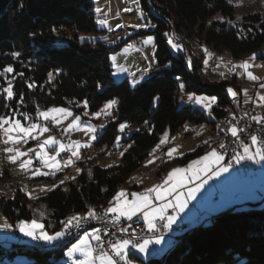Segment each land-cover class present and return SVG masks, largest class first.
<instances>
[{"label": "trees", "instance_id": "16d2710c", "mask_svg": "<svg viewBox=\"0 0 264 264\" xmlns=\"http://www.w3.org/2000/svg\"><path fill=\"white\" fill-rule=\"evenodd\" d=\"M234 3L235 0L231 4L228 0H140L142 9L155 24L151 34L156 69L148 80L132 88L127 79L113 80L110 46L100 40L80 39L82 35L103 33L96 24L93 0H0V70L9 64L13 66L14 72L7 79H12L17 96L23 94L24 97L22 105L0 97V115H12L14 108L17 113L34 117L37 106L40 109L59 106L80 113L84 108L79 104L85 100L88 110L95 112L107 101L116 99L118 104L112 117L93 144L96 151L111 146L121 124L136 126L121 141L127 151L120 163L100 166L83 150L77 163L82 172L75 181L65 184L67 190L59 185L33 203V206L43 204L46 208L42 222L47 232L60 230L62 222L70 215H84L89 208L106 209L129 177L141 170L166 131L173 135L185 125H214L224 117L230 108L224 89L235 83L206 82L200 75L203 57L190 51L189 56L183 41L195 40L206 49L227 52L235 59L257 52L264 46V17L257 12L246 15L240 23H233ZM217 15L223 17V21L216 18ZM165 33L175 37L183 50L173 53ZM124 42L127 41H121L116 48ZM14 52H19L20 56L13 57ZM50 72L54 74L51 82L48 80ZM180 82L185 84L188 93L218 98L212 108V120L198 108L181 103ZM29 83H34L35 87L30 89ZM98 84L101 87L98 88ZM6 86V78L0 77V89ZM6 103L9 107H5ZM206 151V145L199 146L191 153L164 163L161 168L166 171L170 165H184ZM7 169H3L6 175ZM12 190L10 198L0 195V215L15 227L20 220H31L33 213L21 188ZM258 205L259 202L231 206L184 228L178 231L163 254L141 262L264 264V207ZM243 206L245 208H238ZM75 240L47 251L20 243L0 244V264H20L14 261L18 256L27 257L29 264H57L64 249ZM129 255L136 257L133 253Z\"/></svg>", "mask_w": 264, "mask_h": 264}, {"label": "snow or ice", "instance_id": "6c2138e0", "mask_svg": "<svg viewBox=\"0 0 264 264\" xmlns=\"http://www.w3.org/2000/svg\"><path fill=\"white\" fill-rule=\"evenodd\" d=\"M140 11V16L143 17V11L139 9L140 0H133ZM231 4L233 0H228ZM97 12L100 9L96 10ZM124 11H131L129 8H125ZM223 21V17L219 18ZM240 17H237L239 20ZM102 27H108V21L106 19H99L97 21ZM232 23V21H228ZM152 25L148 23H138L131 24L129 27L140 30L147 29ZM117 27H124L123 25H117ZM111 30V29H110ZM264 30V29H262ZM55 31V29H53ZM251 31V29H249ZM34 35V34H33ZM168 37V44L172 49L176 51H182L183 46L178 44L172 35L165 33ZM83 41V37L80 38ZM145 45H154V38L148 36L147 39L143 41ZM207 53V49H205ZM13 57L18 58L20 56L19 52L12 53ZM210 55V54H208ZM154 58V57H153ZM256 54L249 58L247 61H242L239 64L233 65V68H239L243 70L244 75L247 80L252 82H259V78L253 74L250 70L254 66V61L256 60ZM113 65H116V58L112 57ZM207 65L208 60L204 61ZM189 67L192 66L191 60L188 61ZM170 65H166L169 67ZM117 70L126 71L117 66ZM146 71H150V68ZM14 72L12 65L5 66L0 70V77L6 78V87L0 89V97L7 102L16 100L18 104L22 105L24 103L23 94L17 96L14 91V86L12 79H7L8 75ZM58 75V73H56ZM115 74V73H114ZM18 75H23L19 73ZM54 79L53 73H48V80L51 82ZM140 79H133L132 87H136L141 83ZM180 80L179 77L176 78ZM179 90L181 92L185 91V84L183 82L179 83ZM28 87L31 89L35 87L34 83H29ZM101 87V85H97ZM260 89H264V82H259ZM244 95L247 97V89H244ZM227 92L235 99L238 92L233 88H228ZM256 100L260 103L258 106L264 107V95L256 93ZM155 99H159L156 97ZM187 101L189 103H194L205 109L209 116L212 115V105L216 103V97L212 96H197L192 93L187 94ZM248 100H245L247 103ZM83 108L86 110L88 108L87 100L83 101ZM118 100L112 99L107 101L99 112L92 113V117L99 119L101 116L111 117L113 115L112 110L116 108ZM5 107H9V104H5ZM12 115L3 114L0 115V148L8 163L12 165L19 164V170L24 173H31V176H55L57 172H62L66 168L75 167L77 175L81 174L82 170L76 166V161L81 159V149H88L92 146L91 142L97 139V126L90 122H83L79 115L73 116V113L63 107H51L47 109H40L37 106L36 118L32 119L27 113H17L16 109H11ZM17 115H23L24 119L28 121L27 124L23 123L21 119L16 118ZM84 116H88L89 113L84 111ZM69 117H73L70 123L66 127L61 129L62 134H66L72 130H82L88 137V140L81 143L79 141H70L69 143H64L58 139L55 135H50L43 141H40V137L45 133L52 131L53 129L49 127L51 124L53 127L59 126L63 121L68 120ZM235 120V116H233ZM252 120L256 124L264 127V117L253 116ZM147 123V122H145ZM104 125H99V128H103ZM126 125L121 124L119 127L120 132H124ZM185 130L187 131V125H185ZM245 129L240 128L237 124H231L225 131L226 136L232 137L234 140L239 142V147L242 151H236L232 156V162L225 163V156L223 153L219 152L217 148L213 147L205 155L199 157V159L192 160L185 167H174L167 173L166 178H164L161 183L156 184L150 188L145 189L143 192H131L128 193L125 190H120L115 194L112 200L109 202V206L104 210V216H111L114 219L112 223H116L119 218L123 217L131 221L134 216L142 215L143 222L147 227L149 232L155 233L159 229L157 228V221H166L163 227L166 229H171L172 225L176 223L178 216L182 213L190 200H194L196 196L204 189V186L208 184L209 180L218 179L221 176L230 172L233 168V164L239 165L242 162H251L252 164L259 165L264 163V140L255 134L250 135L251 143H244L241 139V133ZM29 139L33 141H38L35 147H29L27 151H21L20 148L16 147L18 144H28ZM121 137L116 138V145L119 146ZM174 139V138H173ZM169 140V134L166 131L160 139L159 144L153 149V153L164 145ZM205 144L208 141H204ZM131 147V145H129ZM219 148L224 149L226 147L224 142H220ZM127 151V148L124 149ZM178 152V147L170 148L165 155L169 159H175V155ZM61 153L67 154L66 158L58 159ZM153 153H150L152 155ZM34 154V155H30ZM123 157L124 152L120 153ZM27 157V159H24ZM38 161L40 167H33V162ZM154 161H149L153 163ZM111 167V166H109ZM42 169H47L43 171ZM4 172L0 171V176H3ZM91 175V173H89ZM69 179L65 177L64 180H60L59 184L62 185L65 181ZM76 177H71V180L75 181ZM135 179V178H133ZM188 184H192V187H188ZM59 185L54 184L49 188H41V191H52ZM186 188L187 191L183 192L180 189ZM25 194L29 199H38V197H33L30 192L25 189ZM67 189H65L66 191ZM130 197V198H129ZM172 197V199H169ZM14 198V197H13ZM155 201H166L160 206H154ZM172 209L176 212V215H168V210ZM43 216V213H41ZM99 218V214L95 209L89 208L84 215H73L68 217V219L62 222V228L60 231H56L49 234L45 231L44 226L40 224L36 219L31 221L20 220L16 225L15 229L19 230L25 237H29L34 241H43L46 244H52L56 241L63 240L71 231L72 228H80L84 221L95 220ZM13 230V225H11L7 219H3V223L0 224V231H10ZM128 229L122 228V233H127ZM103 233V235H102ZM108 235L107 231L101 228H94L90 232H85L76 243L72 244L71 248L68 249L66 255L72 260V264H134V261L129 258V249H134L136 252L147 255L150 245H160L163 241L162 236H155L144 238L142 242H136L133 238H126L116 240L115 242H110V252L105 251V243L103 236ZM136 234L132 233L131 236L134 237ZM95 242V246L93 244ZM80 259H75L76 256Z\"/></svg>", "mask_w": 264, "mask_h": 264}, {"label": "rangeland", "instance_id": "374dc122", "mask_svg": "<svg viewBox=\"0 0 264 264\" xmlns=\"http://www.w3.org/2000/svg\"><path fill=\"white\" fill-rule=\"evenodd\" d=\"M93 2H94V12L96 15V24H97L98 29L103 31V33L96 35V36L82 35L81 37L84 38L83 40H87V39L100 40L103 42V44H105L108 47L110 46L112 48L111 53H110V64L113 69L112 71L113 80L115 82H120L124 79H127L132 87L133 79H140L141 77L144 78L147 75L148 77L150 75H153L154 69H156L155 59L153 58L155 54V44L154 45L144 44V49H145L144 51H140L136 47L131 46L130 43H126L122 47L116 48L117 44L121 43V40L123 37L121 36V30L124 32V38L125 36L130 37V36H133L134 34H141L140 36L142 37V40L144 41L145 39H147L148 36L153 37L151 32L154 30L155 24L152 21L149 13L144 11L141 7V4H139V9L143 11V17H141L140 11L138 10L137 5L133 2V0H93ZM234 4H235L234 6L235 12H234L233 23H240L243 21V18L246 15L254 14L257 12L260 13L264 17V0H235ZM125 8H129L131 9V11L126 12L124 11ZM97 9H100V11L97 12L96 11ZM237 17H240V19L237 20ZM216 18H220V15H217ZM99 19H106L108 21L109 26L102 27L101 25H99L97 23ZM148 22H150L152 26L148 27L147 29L136 30V29L129 27V25L131 24L148 23ZM233 23L231 24L228 23V24L232 26ZM117 25H123L124 27H117ZM173 39L178 44L181 45V43H179L175 39V37H173ZM167 40H168V37H167ZM183 43L186 46L185 51H188V55L190 51L192 52L193 55L203 57V60H202L203 67L200 72V75L207 79L206 82L208 83L209 81L219 82L222 80L229 81V82L233 81L235 84L234 85L232 84L231 86L229 85V87H226V89L224 90L227 91L228 88H233L235 91L238 92L237 97L239 98V105L241 104L240 109L242 110V112L246 113V111H251L252 113H256L258 117H264V107L258 106L260 102L257 101L255 98L256 93H260V95H264V89H260L259 87V82H264V46H262L257 52H255L257 58L253 62L254 66L250 70L253 72L255 76L259 78V82H252V81L247 80L242 69L233 68V65L239 64L242 61L249 60V58L253 55V53L248 54L243 58L235 59V58H232L227 52L216 53L212 51L211 49H207V53H206L205 52L206 48L202 44H198L195 40L194 41L190 40L188 42L183 41ZM168 46L173 53L177 54L176 50L172 49V47L169 44ZM260 56H263V58H260ZM112 57L116 58V65H113ZM189 59L190 57H188V61ZM206 59L208 60L207 65H205L204 63ZM117 66H119L122 69H126V71L118 72ZM149 68H150V71H146ZM142 80H141V83H142ZM132 88H135V87H132ZM244 89H247V97L244 95V91H243ZM187 94L188 92L184 91L182 94L179 95V100L181 101V103L183 105H191L193 107L198 108L200 111H202L206 115V117L209 120L210 119L212 120L213 116L212 115L209 116L208 112L205 109H203L199 105H196L194 103H189L187 101ZM197 96H208V95L203 94V95H197ZM209 97H212V96H209ZM246 99L248 100L247 103H245ZM217 103H218V98L216 97V103L212 105V108L216 106ZM51 107H59V106H50L48 108H51ZM79 107L83 108V103H80ZM67 109H69L73 113V116L79 115L83 122H90L96 125L98 128L97 133H96L97 139L91 142L92 146L90 148L81 149V156H82L83 150H86L88 151L89 159L94 160L96 163L100 164V166H103V167L120 163V159H121L120 153L125 152L124 149L126 148L125 146L121 145V141L122 139L127 138L129 135V132H131L136 126L125 124L126 127H125L124 132H120V130L118 129L119 133L117 137L118 136L121 137L119 146L116 145V139H115V141L111 144L110 147L108 148L102 147L98 149V151H96L97 149L93 150V144L98 140V136L100 135L103 128L107 125V122L112 116L111 117L101 116L99 119H95L92 117V113L94 112H90L88 108L86 110L83 109L80 113H75L70 108H67ZM100 109L95 112H99ZM229 109L230 108H228L227 112H229ZM84 111H87L89 115L84 116L83 115ZM16 118H18V116H16ZM35 118H36V115L32 117L33 120H35ZM18 119H21V121L25 124L28 123V121L25 120L23 116H20ZM72 119L73 117H69L68 120L63 121L59 126H56V127H53L51 124H49V127L52 128L53 130L42 135L40 137V141H43L50 135H55L58 139L59 137L63 136V138L67 140V143H69L70 141H79L81 143L87 141L88 137L85 135V133L82 130H72L66 134H62L61 129L66 127L67 124L70 123ZM217 123L218 125L220 124V122H217ZM217 123H215L214 125H208L205 131V134L200 138V146H204V145L207 146V151L204 153V155L208 151L211 150V148L208 150L210 146L212 148L215 147V145L221 139H223L221 138L220 140L213 143L212 145L211 144L209 145V140L207 144L204 143V141H207L208 138L210 140L216 139ZM101 124L104 125L103 128H99V125ZM203 127L204 125H199L195 127L187 126V131H186L185 126H184L182 129H180L173 135L168 133L169 134L168 142L164 145H161L160 148L155 151V153H153V150H152L151 153L153 154L150 155L149 158L145 160V162L142 165L141 170L137 173L132 174L127 180L126 184L120 190L123 189L126 192H129L130 190L128 189H131V188L138 189V187L140 186L139 182L144 181L145 180L144 178L151 175L152 172H155V174L157 175V178L161 177L165 173V169H162L161 166L164 163H168V162L170 163L174 160V159H169V157H167L165 153L170 148L178 147V152L174 155H175V159L179 158L178 156H181L179 154L182 150V147H181L182 144L187 141L184 145L187 144V146H191V147L193 146V144L196 145L197 143L194 139L198 134L201 133ZM192 131H193V134H190V132ZM162 136L163 134L160 136V139ZM159 142L157 144H159ZM37 143L38 141H33L29 139L28 144L26 145L18 144L16 145V147L20 148L21 151H27L29 147H35ZM156 146L154 148H156ZM2 147L3 145H0V148ZM64 154L65 153H62V155ZM30 155H34V154H30ZM66 156L67 154L65 156H62L60 159L66 158ZM199 157L195 159H199ZM24 159H27V157H24ZM78 161H76V166H77ZM149 161H154V162L149 163ZM173 165H177V164H173ZM173 165H170L166 170H168ZM245 165L246 167L245 166H238V168L233 167L229 173L221 176L218 179H214L215 181L216 180L218 181V189L216 192H212L209 198L211 199L218 198L219 202L229 201L230 206H236V204L238 203L241 204L245 200H248V201L251 200L252 202H255V203L259 202V205H258L259 208L264 207V163H261L259 165H256V164H245ZM33 167H40L39 162L34 160ZM4 168L5 169L8 168L7 170H9L7 171V175L5 174L6 172L3 171ZM42 170L47 171V169H42ZM0 171H3L5 175V177L2 180L0 179V195L5 196L7 198L11 197V194L13 191L12 189H14L15 187H19L21 189H25L26 187V191L30 192L33 197L40 198L49 192V191H41V188H49L54 184L60 185L59 181L64 180L65 177H68L69 179H67L65 183L62 184L63 188L66 189L65 184L71 181V177L78 176L76 173L75 167L66 168L62 172H57L55 176H52V175L31 176V173L21 172L19 170L18 163L16 165H12L8 163V160L2 151H0ZM23 192L25 194V191ZM26 197L28 199V206L31 208L32 213H33V218L31 220L36 219L40 224L43 225L42 219L45 217L46 208L43 206V204H37V206H33V203H35L37 199H29L27 195ZM232 204H235V205H232ZM238 208L242 209V208H245V206L238 207ZM41 213H43V216H41ZM3 219L5 218H3L0 215V224L3 223ZM49 234H52V233H49ZM79 238H77L74 242H72L68 247L64 249L63 251L64 255L61 259L57 261V264H72V260L67 257L66 253L68 249L71 248L72 244L76 243ZM65 240H66V237L61 241H57V243L55 244H62L65 242ZM5 242L7 244L20 243V244H29L31 246H34L35 243L40 242L44 244L45 246H51L50 244H46L43 241H34L29 237H25L22 233L19 232V230H16L15 227H13V230H10V231H0V244L1 243L6 244ZM129 250L132 251L134 249L130 248ZM165 250L166 249H162L158 253V255L163 254ZM131 251L129 253H132ZM129 258L132 259L130 256ZM144 258H145L144 261L148 259L147 257H144ZM75 259H80V257L77 255ZM14 261L20 264H29L28 262L29 260L27 259V257H24V256H18L14 259ZM133 261H134V264H142L139 261H136V260H133Z\"/></svg>", "mask_w": 264, "mask_h": 264}, {"label": "crops", "instance_id": "0c3cea01", "mask_svg": "<svg viewBox=\"0 0 264 264\" xmlns=\"http://www.w3.org/2000/svg\"><path fill=\"white\" fill-rule=\"evenodd\" d=\"M134 35H141V34H134ZM133 35V36H134ZM133 36H125V39L127 41V39L133 37ZM117 38V37H116ZM126 43H129L128 41L127 42H124L121 47L123 45H125ZM131 45V44H130ZM132 46V45H131ZM144 46V44H143ZM134 47V46H133ZM145 50V49H144ZM143 50V51H144ZM148 75L145 76L142 80V82L148 80ZM241 105V104H240ZM246 113L250 114L251 115V120H252V117L253 116H257L256 113H252L251 111H246ZM258 117V116H257ZM253 121V120H252ZM255 122V121H254ZM217 123V122H216ZM208 125H212V124H206L204 125V127L202 128V131L200 134H198L195 139L193 137V139L196 141V145H194L193 143V146H187L184 145L186 142H184L182 144V150L180 152L179 155L181 156H184L188 153H191L193 150H195L197 147L200 146V138L205 134V131L207 129V126ZM225 131L226 129H223V127L220 126V124L216 125V139H213V140H210L209 138L207 139V141L209 140V145L213 144L214 142H217L218 140H220L221 138H224L226 135H225ZM190 134H193V131L190 132ZM193 141V142H195ZM196 147V148H195ZM195 148V149H194ZM212 148L211 146L208 148V150ZM242 151V150H241ZM204 155V154H203ZM201 155V156H203ZM181 156H178V157H181ZM193 160H196V159H193ZM192 160H190L189 162H187L186 164L184 165H173L171 166L168 170L165 171V173L157 178V175L155 174V172H152L151 175H149L148 177L144 178L145 180L144 181H140L139 184L140 186L138 187V189H128L130 190L128 193H131V192H143L145 189L147 188H150L156 184H159L161 183V181L166 178L167 176V173L169 171H171L172 168L174 167H185L188 163H190ZM245 164H252L251 162H242L241 164L239 165H236V167L234 168H238V166H245ZM193 185L192 184H188V187H192ZM218 189V181L216 180H209L208 184H206L204 186V189L196 196V198L194 200H190L188 202V205L186 207V209L179 214L178 216V219L176 221L175 224L172 225V228L169 230V229H166L165 228V234L164 235H161L163 237V241L160 245H150L149 247V251H148V254L145 256V255H142L134 250H129V252L131 251L136 257L134 256H130L133 260H136V261H144V257H147V258H150V257H153V256H157L158 253L162 250V249H167L170 244L173 242V238L174 236L179 233L183 228L185 227L186 225H188V227L190 226H193V225H196L200 222H202L204 219H207L208 217H210L211 215L217 213V212H220L226 208H228L230 205H229V201L228 202H225V201H222V202H219L218 201V198H209V196L211 195L212 192H216ZM180 191H183V192H186L187 189L186 188H182L180 189ZM249 197V196H248ZM130 198V197H129ZM169 199H172V197H169ZM247 199V198H246ZM246 201V202H245ZM243 201V203L241 204H236V206H241V205H245V204H249V203H254L252 202L251 200H245ZM166 201H155L154 202V206H160L162 205L163 203H165ZM236 203V202H235ZM232 205H235V204H232ZM231 207V206H230ZM173 212L172 215H176V212H174L172 209H169L168 210V215ZM73 215H78V214H73ZM73 215H70V216H73ZM69 216V217H70ZM140 218L143 222V218H142V215L140 216H134V218ZM68 219V218H67ZM120 220H127L126 218H119ZM144 223V222H143ZM166 223V221L164 222ZM174 228H180L181 230L179 232H176ZM90 230L92 231L93 229H89V230H86L85 232H90ZM85 232H83L79 237H81ZM6 243V242H5ZM57 243L56 242H53L52 244H50L51 246L52 245H58V244H55ZM3 244V243H1ZM7 244V243H6ZM94 244V242H93ZM24 245H29V244H24ZM30 246V245H29ZM142 263V262H141Z\"/></svg>", "mask_w": 264, "mask_h": 264}, {"label": "built area", "instance_id": "2783aa9c", "mask_svg": "<svg viewBox=\"0 0 264 264\" xmlns=\"http://www.w3.org/2000/svg\"><path fill=\"white\" fill-rule=\"evenodd\" d=\"M121 36H123L121 41H125L126 39L124 38V32L122 30H121ZM127 41L132 46L139 49L140 51L144 50L143 40L140 35H135L127 39ZM226 93L228 92L226 91ZM235 103H237V115L235 116V120H233V117L228 118L224 126H227L228 128L231 124H237L240 128L245 129V131L241 133V139L244 143H249V144L251 143L250 135L252 134L257 135L262 140H264V127L252 121L250 114H246L242 112V110L240 109L238 97L235 98ZM59 139L67 144V140L63 138V136L59 137ZM222 142L225 143L226 147L224 149L217 148V150L224 154L225 163L232 162V156L234 155V153L236 151L242 150L239 147V142H237L230 136H226L225 140H223ZM61 156H62V153H61ZM60 157H58V159H60ZM233 167H236V164H233ZM172 214L173 212H171L169 215H172ZM113 219L114 218L111 216L106 217L104 216V213H100L98 219L84 221L80 228H72L69 234L66 236V238H69V237L79 238V236L86 230L94 229V228H101L102 230L107 231L108 233V235L103 236L104 243H105L104 250L110 252V246H109L110 242H115L116 240L126 239L130 237L136 240V242H142L144 238H149V237L154 238L155 236H161V235H164L166 231L165 228L163 227V224L165 221H157V228L159 230L156 231L155 233H152L147 230L146 225L142 222V220L139 217L132 219L131 221L129 220L124 221V220L119 219L118 221H116V223L111 222ZM187 226L188 225H186L185 227ZM185 227L181 229H184ZM122 228L128 229L127 233H122L121 232ZM174 229L176 232L181 230L180 228H174ZM132 233H135L136 235L132 237L131 236ZM34 245H40V246H43L44 248L50 247V246H45L44 244L40 242H37ZM94 246H95V242H94Z\"/></svg>", "mask_w": 264, "mask_h": 264}, {"label": "bare ground", "instance_id": "6f19581e", "mask_svg": "<svg viewBox=\"0 0 264 264\" xmlns=\"http://www.w3.org/2000/svg\"><path fill=\"white\" fill-rule=\"evenodd\" d=\"M227 96H228V99L230 101V109H229V112H227L224 117L222 119H220L218 122H220V125L221 127L227 129V126H224L225 125V122L228 120V118H232L233 116H236L237 115V103H235V99L228 93H226ZM215 130V129H214ZM223 140H225V137L223 139H221L216 145H215V148H219L218 145L220 142H222ZM66 154L62 155V156H65ZM61 156V157H62ZM60 157V158H61ZM104 210L105 209H102V210H96V212L98 214L100 213H104ZM185 228H188L185 227ZM78 237H69V238H66L65 242L66 241H69V240H72V239H77ZM35 248L37 249H44V250H50V249H56L57 247H59V244L58 245H52L50 247H47V248H44L43 246H40V245H34Z\"/></svg>", "mask_w": 264, "mask_h": 264}]
</instances>
